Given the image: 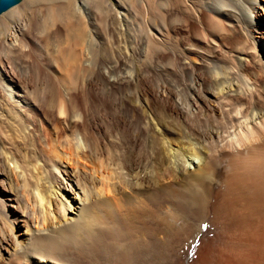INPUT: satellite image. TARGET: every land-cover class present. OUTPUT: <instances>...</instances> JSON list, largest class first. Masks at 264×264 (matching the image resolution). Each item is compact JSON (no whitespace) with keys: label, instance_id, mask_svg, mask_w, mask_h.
I'll list each match as a JSON object with an SVG mask.
<instances>
[{"label":"bare ground","instance_id":"6f19581e","mask_svg":"<svg viewBox=\"0 0 264 264\" xmlns=\"http://www.w3.org/2000/svg\"><path fill=\"white\" fill-rule=\"evenodd\" d=\"M260 4L160 0L156 27L145 19L154 35L165 41L183 30L189 36L187 46L180 45L183 51H175L185 58L178 65L179 90L170 93L169 101L152 103L128 89L116 104L125 110L120 118L107 113L108 104L102 107L93 99L91 84L100 72L98 36L79 10L82 5L103 8L105 0H19L3 12L0 39L13 31L16 37L8 48L0 44L4 75L9 76L0 80L7 85L1 83L4 96L22 97L28 105L33 98L37 106L32 115L44 119L47 141L34 135L37 126L31 118L14 107L5 110L0 101V134L8 147L1 139L0 160L6 168L13 163L21 170L23 193L37 207L42 227L27 225L19 239L1 199L0 264L17 256L43 264L56 260L51 258L59 264H264V41L259 43L263 26L256 22ZM41 7L52 10L40 15ZM28 9L32 16L25 29L19 23ZM80 23L85 24L82 30ZM67 30L80 52L70 56L69 65L81 59L88 63L84 72L92 74L76 90L80 109L72 97L62 95L63 87L72 88L45 74L35 55V38L44 42L48 55L60 54L54 39ZM19 36L28 39V51ZM191 58H199L200 66ZM167 63L160 66L162 75L170 68ZM17 78H29L33 91L14 95ZM104 107L107 114L101 115ZM75 110L82 111V121ZM69 169L76 173L82 203L68 197L60 207L65 216L70 214L61 221L56 213L51 217L48 207L66 195L63 182L53 184L55 170L71 182ZM51 219L58 222L52 225Z\"/></svg>","mask_w":264,"mask_h":264},{"label":"rangeland","instance_id":"374dc122","mask_svg":"<svg viewBox=\"0 0 264 264\" xmlns=\"http://www.w3.org/2000/svg\"><path fill=\"white\" fill-rule=\"evenodd\" d=\"M159 1L160 0H144V2L143 0H105L106 6L103 8L94 7L88 9V7L86 8L84 7V5L80 6L79 10L85 13V16L87 17L89 23L91 24L93 23L94 26H92V29L97 32V36H98L95 39V44H96V58L98 61V65L100 67V72L98 71L95 74L96 79L94 81V84L92 83L91 85L93 86L94 89V93H93L94 95L92 94V96L93 99H95L96 104L99 105L100 103H102L100 105H102L103 107V103H106L109 106V108H107L108 111L105 107L103 108V110L102 108L100 109L101 111H103L101 115H105L108 112H110L115 117H119V118L123 117L125 115L124 108L122 109V107H117L116 104L119 103V100H121L124 95H126L128 89L129 90L133 89L131 92L135 93L137 97L146 98V99L148 98L147 100H149L152 103L163 102V99L164 102L169 101L170 93L172 91L179 90L178 89L179 84L177 83V81L178 78L181 77L182 75L180 74V71H178L179 70L178 65L180 62L185 61V58L181 56V54L177 55L176 52L181 53V51H183L182 46L184 47L187 46L186 42L189 41L188 40L189 36L183 30H182L183 32L182 31L179 32L178 30V34H176L175 39H173L172 37H168L165 39V41H162L160 37L154 35L152 27L150 25H147L146 21L148 18L151 19L150 20V23H152L151 25L152 26L154 25L156 27L157 25L156 20L157 17L159 16L158 9L156 8H158ZM41 8L43 13L41 12L40 15L44 14V16L46 14H49L48 12H50V9L52 10L51 7L48 8L41 7ZM44 9H45V13L43 11ZM257 13L259 17L256 18V22L260 23V25L263 26L261 27V29H259V31L262 32L260 34L259 33L257 34L259 35V43H262V41H264L262 40V34L264 35V0H261L260 7L257 8ZM31 14L32 12L28 9V11L25 13V16L20 17L19 26L25 27V29H27L26 25L29 22L30 16H32ZM40 15L38 17H40ZM16 25L18 26V23H15V26ZM84 27L85 24L80 23L78 28L82 30L84 29ZM68 32L69 31L67 30L64 33H62L59 39L58 38L54 39V42L56 43L55 45L59 46V49L57 48V51L59 50L60 54L61 52L65 53L66 55L65 58L57 53L53 55L52 54L48 55V53H46V50L44 48L45 45L44 42L38 40L37 38H35L34 41L36 45L39 47V49L36 50L35 55L36 57L42 60L43 63L41 62L40 65L43 68V72L45 74H49L54 80L55 79L56 81L60 80L62 83L63 80H65L64 81L65 83L63 84H65L68 89L72 88L70 92V90L68 91L63 87L62 95L64 94L63 97L67 99H70L72 97L73 104L75 105V107H78V109H80L79 106L77 105L76 98L79 97V94H75L77 92L76 90L77 89L79 90L83 86L85 87L86 85L83 83L84 77H86V79L89 80L92 78V74H90V72H86L87 74L84 72L85 70L84 64L87 65L88 63L86 62L81 63L82 62L81 59L80 62L71 63V65H69L70 56H72L75 53L76 55H78L80 52L78 51L74 38L71 37L73 33H71V35L69 36ZM148 32L151 33L153 37L151 34H150L151 36H148L149 34ZM11 34L14 35V31ZM11 34H9L8 37L3 38L4 40L0 39L1 40L0 44H4L8 48L10 43L16 40V37L11 36ZM18 38L19 40L23 41V43L25 44L24 50L28 51L29 50L28 39L23 38L21 36H19ZM179 41H181V43ZM16 44H18V42ZM261 47L264 48L263 44H261ZM164 48L166 50L165 52L163 51ZM8 50L9 49H6V51ZM148 50L150 52H148ZM51 52L54 53V48L51 50ZM7 53L8 52H6L5 54ZM162 54L164 56L166 55L167 57L165 56L166 57L165 58L164 56H162ZM55 55L56 58L60 57L59 62H55V58H53ZM190 61L195 63L197 67L200 66L199 58H191ZM105 62L107 63V65L105 64ZM166 63L169 64L170 68H168L165 75H162L160 72L161 70L160 66ZM82 64L83 66H81ZM109 66H111V68ZM26 69L28 72V76L31 75L32 73L31 64H29L28 67H26ZM5 70H6L5 63L2 64L0 60V80H3L1 78H6L7 80H9V76L4 75ZM109 72H111L112 75ZM57 76L59 80L56 78ZM184 78H183L184 81L183 83H187L188 81L187 76H184ZM30 79L22 78L21 81L20 78H17L18 83L19 82L20 83L19 86H17L16 88L17 90H19L20 94L16 93L17 91L16 89L13 92V94L23 96L24 92L27 91L30 92L31 90L33 91L32 87H30ZM1 83L4 84V82ZM1 83H0V101L1 103L4 104L2 108L6 110L8 108L14 107L19 111V113L21 112V114L24 117L29 119L31 118L30 119L31 123L37 126L36 128L37 131H34V135L37 137L38 140L39 138L40 139L42 138L41 140L46 142L47 127L43 124L44 119L42 118L39 119L38 116L37 117L33 116L36 114V111L34 112L32 108H35L37 106V104L33 101V98L29 97L31 101V105L26 104V101L22 99V97L19 99L16 97L15 99H9L7 97L8 98L7 99L6 96H4L6 95L5 93L7 92H5L3 88V86L7 87V85L4 84L2 86ZM8 83H12V82L8 81ZM25 89L27 91H25ZM187 92L188 91L185 90V95H189V93ZM17 102H21V103L19 104ZM75 111H77L76 113L77 115H79L78 119L81 118L79 120L82 121L84 116L82 111L81 110H75ZM32 119L35 120L32 121ZM33 124H29L28 127L29 131H33L34 128ZM123 128L125 132L128 131L127 129L128 127L126 128V126H124ZM128 136H130V134ZM2 138L3 137L0 134V140ZM1 142L2 145L4 146L3 139L1 140ZM41 145L45 147L44 144ZM4 147L8 148L7 146ZM20 172L21 170H17L14 168L13 163H11V167L6 168V166L4 165V161L0 160V200L3 199V201L5 200L7 203L6 205L7 212L10 214V217L13 218L12 224L15 225V230L12 233L15 234L14 232H16L17 237L19 239L21 237L20 233L26 232L27 225H30L31 229L33 230H36L37 227L38 228L41 227V224L39 223L40 221L39 220L37 221V217H38L37 207H35L32 201L29 200V198L25 195V193H23L24 189L22 184V176L19 174ZM69 172H71V182L65 179L66 175H63L62 173H59L57 170H55L53 184L56 187H58V183L63 182L61 188H62V192H64V194L66 195H63V193L61 194V198L63 199V202H61L59 198H57V201L52 202V205L49 206L50 208L48 207V210L51 212L52 215L51 217H55L56 215L54 213H56L60 215L59 219L61 221L68 218L70 214L69 212H67L65 216L63 206L60 207L62 203L68 200V197L72 199L74 203H77V205L78 204L80 205L82 203L81 201H82L83 193L80 190V187H77L76 185L77 184V181L75 179L76 173L72 171V169H69ZM171 181L172 180L170 181L167 180L165 182L169 183ZM17 197L21 198V204L17 203V199H16ZM10 198L15 200L14 201L8 200ZM14 218H17L16 223L14 221ZM51 222L53 225L58 221L55 219L54 220L51 219ZM5 230H7V228H5ZM0 238L3 239L2 234ZM51 259L52 261L55 259L56 260L50 262L49 264L60 263L59 260H57V258H51ZM10 260L9 261L7 260V262L4 261L2 264H33V262H35V264H43L36 262L35 259H28V258L23 259L18 256L15 259L13 258Z\"/></svg>","mask_w":264,"mask_h":264},{"label":"water","instance_id":"95a60500","mask_svg":"<svg viewBox=\"0 0 264 264\" xmlns=\"http://www.w3.org/2000/svg\"><path fill=\"white\" fill-rule=\"evenodd\" d=\"M17 4L19 0H0V15Z\"/></svg>","mask_w":264,"mask_h":264}]
</instances>
